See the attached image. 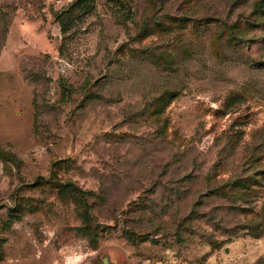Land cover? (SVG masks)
I'll return each instance as SVG.
<instances>
[{"label":"rangeland","instance_id":"rangeland-1","mask_svg":"<svg viewBox=\"0 0 264 264\" xmlns=\"http://www.w3.org/2000/svg\"><path fill=\"white\" fill-rule=\"evenodd\" d=\"M74 1L0 0V264H264L261 0Z\"/></svg>","mask_w":264,"mask_h":264},{"label":"trees","instance_id":"trees-1","mask_svg":"<svg viewBox=\"0 0 264 264\" xmlns=\"http://www.w3.org/2000/svg\"><path fill=\"white\" fill-rule=\"evenodd\" d=\"M96 0H75L70 7L68 8L67 12H71L74 9H82L84 12L85 11H90L93 8V3ZM110 2H114L117 3V1L119 0H108ZM253 10L255 12H259L260 14H264V0L261 1H257L255 2L254 6H253ZM63 31V29H62ZM234 181V180H233ZM233 181H227L226 184H228L229 182H233ZM233 184V183H232ZM245 194V193H244ZM258 264H262V263H258Z\"/></svg>","mask_w":264,"mask_h":264}]
</instances>
